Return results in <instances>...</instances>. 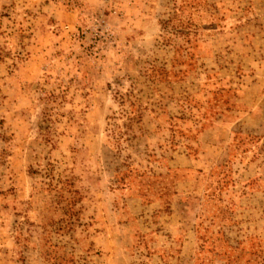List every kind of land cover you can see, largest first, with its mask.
I'll use <instances>...</instances> for the list:
<instances>
[{"label": "rangeland", "instance_id": "1", "mask_svg": "<svg viewBox=\"0 0 264 264\" xmlns=\"http://www.w3.org/2000/svg\"><path fill=\"white\" fill-rule=\"evenodd\" d=\"M0 264H264V0H0Z\"/></svg>", "mask_w": 264, "mask_h": 264}]
</instances>
